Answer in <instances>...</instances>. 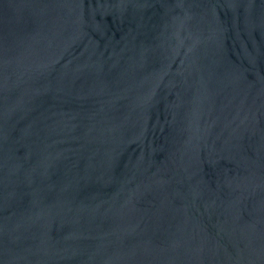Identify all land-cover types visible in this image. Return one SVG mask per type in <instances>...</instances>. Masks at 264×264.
Instances as JSON below:
<instances>
[{
    "label": "water",
    "instance_id": "1",
    "mask_svg": "<svg viewBox=\"0 0 264 264\" xmlns=\"http://www.w3.org/2000/svg\"><path fill=\"white\" fill-rule=\"evenodd\" d=\"M0 264H264V0H0Z\"/></svg>",
    "mask_w": 264,
    "mask_h": 264
}]
</instances>
